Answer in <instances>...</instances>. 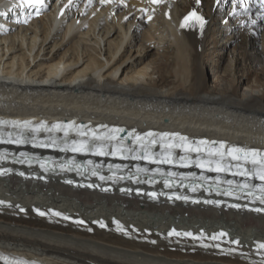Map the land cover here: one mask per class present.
Returning <instances> with one entry per match:
<instances>
[{"label":"bare ground","instance_id":"1","mask_svg":"<svg viewBox=\"0 0 264 264\" xmlns=\"http://www.w3.org/2000/svg\"><path fill=\"white\" fill-rule=\"evenodd\" d=\"M110 1L88 12L79 11L82 0L65 1L0 35L1 116L74 118L264 148V67L253 68L264 60V45L256 51V38L264 42V21L251 9L227 7L229 0H162L151 21L155 33H141L144 24L130 8L143 3L126 9L121 0H114L118 7ZM8 3L0 0V10ZM193 12L203 23L194 18L190 27L185 17ZM216 26L227 45L218 44ZM231 46L239 59L208 84L207 66ZM250 79L256 87L245 84ZM43 178L0 180L1 254L38 264H264L251 250L264 240V216L81 190L63 184L61 176ZM32 208L67 213L85 225L39 218ZM97 219L107 231L91 224ZM110 219L126 234L111 229ZM169 227L223 230L238 240L240 255L168 243L163 233Z\"/></svg>","mask_w":264,"mask_h":264},{"label":"rangeland","instance_id":"2","mask_svg":"<svg viewBox=\"0 0 264 264\" xmlns=\"http://www.w3.org/2000/svg\"><path fill=\"white\" fill-rule=\"evenodd\" d=\"M227 7H228V5H227ZM226 7V8H227ZM227 12V11H226ZM220 19V18H219ZM218 19V20H219ZM227 19H228V17H227ZM152 25L155 27L156 26V24L154 23V20H153V22H151V23H149V24H147V25H145L144 24V26H142L141 27V30H140V32L141 33H143V31L146 29L147 30V28L149 29V31H153L154 33H155V31H156V29H153V30H150V28L152 27ZM235 26V25H234ZM219 27L218 26H216V28H215V31L216 32H218L217 33V42H219L218 44L219 45H223V44H225L226 43V45L229 43V40H225V38H224V33L225 32H223L222 31V29H218ZM155 35V36H154ZM153 36L155 37V39H156V41L154 40V42H156V43H160L161 44V42H162V40H161V42H160V40L159 39H161V37L159 36V35H157V34H153ZM160 37V38H159ZM162 37H163V35H162ZM159 38V39H158ZM229 39H232L233 40V38L232 37H229ZM263 45H264V42H263V40L262 39H260V38H256V51H258V53H259V51H261V47H263ZM233 46H231L230 48H228L225 52H223V53H220V57H222L221 59H220V61H219V58H218V62L217 63H215L214 65L216 66H212V65H209V66H207V68H206V74H207V77H206V81H207V83L208 84H211V82L213 81V80H215L216 79V77L218 76V75H223V71L226 69V68H230V65H231V61H233V59L234 58H238L239 59V56H238V50L237 49H233L232 48ZM210 53H212L213 51L211 50V51H209ZM161 54H160V56H158L157 58L159 59V61H160V63H162V58H161ZM262 58V63L260 62V64H257V65H253V68L254 69H256V70H260L261 69V67H264V63H263V57H261ZM216 59V61H217V57L215 58ZM209 64V63H208ZM212 66V67H211ZM216 71V73H214ZM246 85H250V86H252V87H256L255 86V84L253 83V80L252 79H250L248 82H246L245 83ZM244 84V85H245ZM244 87V86H243ZM243 87H242V89H243ZM263 90V89H262Z\"/></svg>","mask_w":264,"mask_h":264},{"label":"snow or ice","instance_id":"3","mask_svg":"<svg viewBox=\"0 0 264 264\" xmlns=\"http://www.w3.org/2000/svg\"><path fill=\"white\" fill-rule=\"evenodd\" d=\"M101 2L104 3V2H106V0H101ZM107 2H110V0H107ZM151 2L154 3V4H159V3H161V0H151ZM197 3H199V0H197ZM262 3H264V0H262ZM192 18H195L196 20H199L201 23H203V21L201 20V18L198 17L195 12L191 13L188 17H185V21H189ZM184 26H185V24L182 23L181 24V27L183 28ZM182 139H184V138H182ZM235 151H239V150H235ZM249 155L255 156L256 153H250ZM234 158H237L238 159V157H234ZM252 162L253 163H256L257 161L253 160ZM260 179L261 180H264V175H261L260 176ZM0 203H3V202L0 201ZM41 214H43V213H41ZM56 214L59 215V213H56ZM173 234L174 233H169V235H173ZM186 235H191V234L190 233H186ZM260 247L264 248V245H261Z\"/></svg>","mask_w":264,"mask_h":264}]
</instances>
